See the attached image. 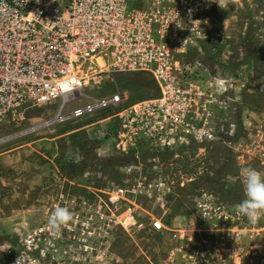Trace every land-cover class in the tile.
Listing matches in <instances>:
<instances>
[{
  "label": "rangeland",
  "instance_id": "obj_1",
  "mask_svg": "<svg viewBox=\"0 0 264 264\" xmlns=\"http://www.w3.org/2000/svg\"><path fill=\"white\" fill-rule=\"evenodd\" d=\"M197 1L212 5L183 69L203 85L227 79L214 139L125 152L101 121L114 108L52 125L57 102L15 110L0 122V264L2 246L19 249L35 231L55 242L52 264H264V218L238 212L243 169L264 173V0ZM85 92H120V108L159 93L147 73L116 71ZM57 207L72 215L58 231ZM127 214L135 226L121 225Z\"/></svg>",
  "mask_w": 264,
  "mask_h": 264
},
{
  "label": "built area",
  "instance_id": "obj_2",
  "mask_svg": "<svg viewBox=\"0 0 264 264\" xmlns=\"http://www.w3.org/2000/svg\"><path fill=\"white\" fill-rule=\"evenodd\" d=\"M210 5L202 8L197 0H0V122L17 109L57 102L43 124L114 108L101 121H108L105 133L117 137L125 152L214 139L216 108L228 103L227 79L219 76L203 85L185 78L183 69L186 52L202 34L196 19ZM111 71L147 73L159 93L121 108L120 92L86 94L88 84H99ZM84 96V103L68 107ZM152 224L160 228L162 222ZM121 225L128 228L136 221L127 214ZM40 243L49 245V255ZM19 246H2V264L56 262L55 242L40 231L19 239Z\"/></svg>",
  "mask_w": 264,
  "mask_h": 264
},
{
  "label": "clouds",
  "instance_id": "obj_3",
  "mask_svg": "<svg viewBox=\"0 0 264 264\" xmlns=\"http://www.w3.org/2000/svg\"><path fill=\"white\" fill-rule=\"evenodd\" d=\"M243 184L246 199L240 203L238 212L246 216L250 223L255 224L264 218V173L255 168H244ZM71 220L72 215L67 208L57 207L49 219V224L58 231L61 225Z\"/></svg>",
  "mask_w": 264,
  "mask_h": 264
},
{
  "label": "bare ground",
  "instance_id": "obj_4",
  "mask_svg": "<svg viewBox=\"0 0 264 264\" xmlns=\"http://www.w3.org/2000/svg\"><path fill=\"white\" fill-rule=\"evenodd\" d=\"M99 62L101 63V61L99 60ZM23 133H25V132H23ZM15 136V135H14ZM9 137V136H8ZM3 140V139H2Z\"/></svg>",
  "mask_w": 264,
  "mask_h": 264
},
{
  "label": "trees",
  "instance_id": "obj_5",
  "mask_svg": "<svg viewBox=\"0 0 264 264\" xmlns=\"http://www.w3.org/2000/svg\"><path fill=\"white\" fill-rule=\"evenodd\" d=\"M153 80V79H152ZM154 82V81H153ZM154 84H155V82H154ZM155 86H156V84H155ZM157 87V86H156Z\"/></svg>",
  "mask_w": 264,
  "mask_h": 264
}]
</instances>
